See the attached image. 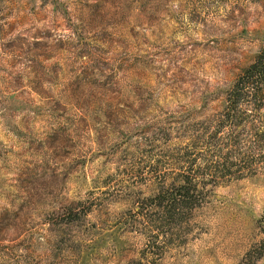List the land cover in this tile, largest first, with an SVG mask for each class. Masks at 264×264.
I'll return each instance as SVG.
<instances>
[{
  "label": "rangeland",
  "instance_id": "rangeland-1",
  "mask_svg": "<svg viewBox=\"0 0 264 264\" xmlns=\"http://www.w3.org/2000/svg\"><path fill=\"white\" fill-rule=\"evenodd\" d=\"M263 46L264 0H0V264H264V170L151 220Z\"/></svg>",
  "mask_w": 264,
  "mask_h": 264
},
{
  "label": "trees",
  "instance_id": "trees-1",
  "mask_svg": "<svg viewBox=\"0 0 264 264\" xmlns=\"http://www.w3.org/2000/svg\"><path fill=\"white\" fill-rule=\"evenodd\" d=\"M199 131L185 144L181 171L158 191V216L151 220L162 214L177 220L200 206L211 187L264 170V46Z\"/></svg>",
  "mask_w": 264,
  "mask_h": 264
}]
</instances>
